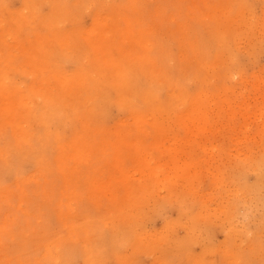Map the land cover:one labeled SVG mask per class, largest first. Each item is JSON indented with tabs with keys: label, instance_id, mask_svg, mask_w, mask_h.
Returning a JSON list of instances; mask_svg holds the SVG:
<instances>
[{
	"label": "rangeland",
	"instance_id": "1",
	"mask_svg": "<svg viewBox=\"0 0 264 264\" xmlns=\"http://www.w3.org/2000/svg\"><path fill=\"white\" fill-rule=\"evenodd\" d=\"M70 1L80 13L79 23L84 28L92 26L98 9L113 15L115 8L128 3L97 0L85 6L84 1L79 5ZM235 1L135 0L136 5L128 4L131 9L135 7L133 10L147 12V19L142 21L152 27L155 40L162 42L171 55H166L167 65H176L173 58L180 61L182 91L177 92L183 94V100H175V111L157 114L159 123L167 129L163 132L152 126L153 114L145 113L148 124L138 127L131 115L107 105L100 122L92 121L98 123H91L87 132L74 126L84 135L78 141L85 152L81 158L75 157L70 147L74 142L67 130L68 138L62 143L66 175H62L61 188L54 198L68 201L63 205L67 224L56 221L53 210L59 209L55 206L44 215L47 231H43L38 200L33 196V202L27 196L14 200L19 214H30L24 215V224H19L20 233L37 232L22 257L46 248L54 251L51 237L62 238V251L71 260H65V264H198V258H203L204 264H264V0H243L247 5L243 14H231L228 32L234 36L226 39L228 46H224L220 60L209 33L214 25L211 19L218 21ZM22 3L0 0V6L9 11L21 9ZM188 6L198 9L186 11ZM48 8H42V13L48 14ZM159 10L163 12L160 17L154 12ZM135 15L133 19L137 20ZM116 20L118 26L124 22L122 18ZM72 26L69 22L65 28ZM4 45L5 55L20 56L17 49ZM200 58L214 60L211 75L191 77L186 67L201 72ZM62 60L69 72L78 66L71 58ZM17 80L24 81L20 77ZM192 104L195 111L190 108ZM137 106L144 107L142 101ZM187 116H194L197 122L187 124L183 121ZM118 151L119 158L115 156ZM24 163L23 173L30 174L34 164ZM6 170L0 171V186L14 187L16 178ZM6 173H10L7 180ZM6 205L2 204L0 212ZM84 225L90 236L89 242H84L86 247L77 242L88 235L86 229L82 230ZM44 235L48 239L42 238ZM14 240L4 238L0 242V263L9 264L17 256ZM103 240L108 247L102 246L91 259L85 256Z\"/></svg>",
	"mask_w": 264,
	"mask_h": 264
},
{
	"label": "bare ground",
	"instance_id": "2",
	"mask_svg": "<svg viewBox=\"0 0 264 264\" xmlns=\"http://www.w3.org/2000/svg\"><path fill=\"white\" fill-rule=\"evenodd\" d=\"M73 1L77 5L84 1L85 6L97 3V0ZM134 1L127 0L128 3L115 8L113 15L98 12V9L94 12L90 28L81 27L80 13H76L74 3L70 0H23L21 9L17 11L5 10L0 6V171H12L11 175L16 178L14 187H6L4 184L0 186V209L3 203H7L5 210L0 212V242L4 238L11 241L15 238L17 241L14 242L18 244V254L13 261H8L9 264H65V260L71 262L69 254L62 251V238L49 237L54 239V251L46 248L45 252H36L33 256L32 253H27L26 257H22L27 252V243L37 232L29 230L20 233L22 226L19 224H24V215L30 214H19L14 202L24 200V196L33 202L30 199L33 196L38 200L36 208L42 210V223L44 215L57 206L59 210H53L56 221L60 225L61 222L67 224L63 205L66 206L68 201L63 203L61 200H54L55 192L61 188L62 175H66L63 169L65 151L62 143L68 138L67 130H70L69 139L74 142L70 147L76 152L75 157L81 158L85 152L79 148L78 141L84 135L83 131L74 130V126H81L87 132L92 124L98 123L92 121L100 122L107 105H114L119 111L131 115L134 125L138 127L148 124L145 113L153 114L155 118L152 126L163 132L165 124L159 123L157 114L175 111V100H183V94L178 95L177 92V89L182 91L179 85L182 79L179 70L181 63L173 58L176 65H167L166 55L170 54L162 42L155 40L151 33L152 27L142 21L144 17L147 19V12L133 10L135 7L131 9L128 6L133 3L136 5L137 2ZM46 4L49 5V11L45 15L42 8L48 6ZM244 4L243 0H236L234 4L228 5L226 14L221 15L218 21L214 18L210 21L214 23L209 33L218 47V60L222 58L224 46H228L227 40L234 36V33L228 32L231 14L233 17L241 16L243 7L247 6ZM127 7L126 10L129 11H124ZM196 9L198 8L188 6L186 11L195 12ZM130 11L133 15H138L137 20L133 19L132 13L129 14ZM154 12L159 17L163 15L161 10ZM203 13L208 15L206 11ZM150 14L152 17V12ZM116 17L124 20L121 26H118ZM123 20H119L120 23ZM69 22L73 26L67 30L65 27ZM3 44L9 46L10 50L17 49L20 56L18 53L5 55ZM62 58H71L78 62V66L69 72L66 65L62 64ZM205 59H201V68L204 70L199 72L186 67L188 75H211L209 69L213 66L212 62L216 61V56L212 61ZM17 77L24 81L19 82ZM28 77L33 79L26 82ZM138 101H142L144 107L137 106ZM192 101L195 103L196 98ZM190 105L191 102L185 107ZM190 108L192 111L196 110L193 104ZM178 117L183 119L181 115ZM183 121L193 123L192 125L197 122L194 116H187ZM115 156L119 158L121 153L115 152ZM24 161L34 164L30 169H35L30 174L26 175L25 171L23 173L26 167ZM21 163L25 165L23 169ZM111 173L115 172L111 169ZM7 174L10 173H6V180ZM0 176L2 177V173ZM28 180L33 181L32 185L27 184ZM28 226H31L30 221ZM41 226V230L47 231L45 222ZM84 229L88 234L86 225L83 226V232ZM75 234L80 235L77 232ZM45 237L48 239V236H42ZM88 238L89 234L77 242H89ZM105 241L91 247L92 252L86 251L85 256L90 259L95 257V252L101 250L102 246L108 247L107 241V245H104ZM197 263L204 264L203 258H198Z\"/></svg>",
	"mask_w": 264,
	"mask_h": 264
}]
</instances>
